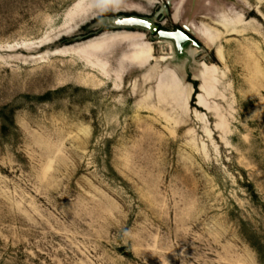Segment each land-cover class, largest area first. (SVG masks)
<instances>
[{"label": "rangeland", "instance_id": "rangeland-1", "mask_svg": "<svg viewBox=\"0 0 264 264\" xmlns=\"http://www.w3.org/2000/svg\"><path fill=\"white\" fill-rule=\"evenodd\" d=\"M0 264H264V0H0Z\"/></svg>", "mask_w": 264, "mask_h": 264}, {"label": "water", "instance_id": "water-1", "mask_svg": "<svg viewBox=\"0 0 264 264\" xmlns=\"http://www.w3.org/2000/svg\"><path fill=\"white\" fill-rule=\"evenodd\" d=\"M109 23L112 28H139L148 30L151 34L156 35L160 39L173 42L178 52H183L189 43H192L196 47H200L197 40L186 32L188 31L187 27L176 30L161 29L152 19L137 15H119L109 19Z\"/></svg>", "mask_w": 264, "mask_h": 264}, {"label": "trees", "instance_id": "trees-1", "mask_svg": "<svg viewBox=\"0 0 264 264\" xmlns=\"http://www.w3.org/2000/svg\"><path fill=\"white\" fill-rule=\"evenodd\" d=\"M86 27H87V25L83 26L81 29H85ZM99 33H100V31L90 32L89 34L83 36V39H89V38L95 37V36L99 35ZM74 39H77V38H73V39L72 38L69 39V38H66V37L65 38H61V40L58 43L59 45L58 46H54L55 47L54 49L60 48V47H62V45L72 44V43H74L73 41H75ZM192 83H193V86H194V89H195V92H194L192 98H193V100H195V96H196V94L199 91V83H198V81H195V80H192Z\"/></svg>", "mask_w": 264, "mask_h": 264}, {"label": "clouds", "instance_id": "clouds-1", "mask_svg": "<svg viewBox=\"0 0 264 264\" xmlns=\"http://www.w3.org/2000/svg\"><path fill=\"white\" fill-rule=\"evenodd\" d=\"M124 235H128V233H127V232H125V233H124Z\"/></svg>", "mask_w": 264, "mask_h": 264}, {"label": "flooded vegetation", "instance_id": "flooded-vegetation-1", "mask_svg": "<svg viewBox=\"0 0 264 264\" xmlns=\"http://www.w3.org/2000/svg\"><path fill=\"white\" fill-rule=\"evenodd\" d=\"M192 37V36H191Z\"/></svg>", "mask_w": 264, "mask_h": 264}]
</instances>
